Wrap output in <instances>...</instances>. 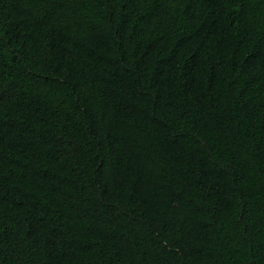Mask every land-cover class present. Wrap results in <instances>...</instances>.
Masks as SVG:
<instances>
[{
	"label": "trees",
	"instance_id": "trees-1",
	"mask_svg": "<svg viewBox=\"0 0 264 264\" xmlns=\"http://www.w3.org/2000/svg\"><path fill=\"white\" fill-rule=\"evenodd\" d=\"M0 264H264V0H0Z\"/></svg>",
	"mask_w": 264,
	"mask_h": 264
}]
</instances>
